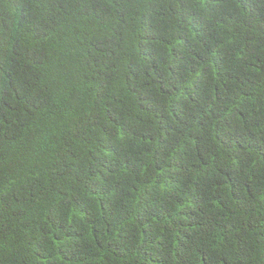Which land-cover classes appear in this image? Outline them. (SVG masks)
I'll use <instances>...</instances> for the list:
<instances>
[{"label": "trees", "instance_id": "1", "mask_svg": "<svg viewBox=\"0 0 264 264\" xmlns=\"http://www.w3.org/2000/svg\"><path fill=\"white\" fill-rule=\"evenodd\" d=\"M0 264H264V0H0Z\"/></svg>", "mask_w": 264, "mask_h": 264}]
</instances>
